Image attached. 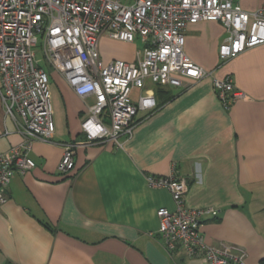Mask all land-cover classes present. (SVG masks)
Listing matches in <instances>:
<instances>
[{"label":"crops","instance_id":"0c3cea01","mask_svg":"<svg viewBox=\"0 0 264 264\" xmlns=\"http://www.w3.org/2000/svg\"><path fill=\"white\" fill-rule=\"evenodd\" d=\"M246 10L264 0H233ZM184 50L212 75L232 76L246 97L228 108L219 100L212 75L182 85L156 84L149 78L130 97L152 92L157 107L140 109L132 134L77 144L72 168L57 169L62 142L84 141L81 118L92 95L82 98L49 66L54 133L32 141L35 165L15 173L0 204V264H208L184 250L170 253L158 232L156 209L174 203L164 187L147 175L175 173L188 180L190 207L211 205L219 215L202 217L203 242H228L246 249L244 264L264 257V43L225 61L219 46L225 28L202 19L184 29ZM140 38L122 40L102 34L103 62L134 61ZM0 99V151L21 141Z\"/></svg>","mask_w":264,"mask_h":264},{"label":"built area","instance_id":"2783aa9c","mask_svg":"<svg viewBox=\"0 0 264 264\" xmlns=\"http://www.w3.org/2000/svg\"><path fill=\"white\" fill-rule=\"evenodd\" d=\"M202 19L218 20L225 28L221 61L264 43V7L246 10L233 0H0V99L5 116L22 135L21 141L0 151V204L8 199L12 176L35 165L32 141L53 137L49 74L43 63L82 98L93 96L81 118L84 141L62 142L57 169L64 172L74 165L77 144L120 143L132 134L138 110L155 107L147 90L133 102V87L143 88L147 78L182 85V77L212 75L184 50L185 27ZM102 34L127 41L140 38L136 59L103 62L98 50ZM212 85L226 108L246 97L230 74L212 75ZM146 179L151 186L166 188L174 203L172 209H156L158 232L170 253L184 250L208 264H244V247L202 241V217H216L220 210L188 206V180L175 173V166L168 174H148Z\"/></svg>","mask_w":264,"mask_h":264},{"label":"trees","instance_id":"16d2710c","mask_svg":"<svg viewBox=\"0 0 264 264\" xmlns=\"http://www.w3.org/2000/svg\"><path fill=\"white\" fill-rule=\"evenodd\" d=\"M157 107V104L155 105V107L153 108V109H155ZM140 119L139 118H137V121H139ZM261 263L262 264H264V257L263 258H261Z\"/></svg>","mask_w":264,"mask_h":264},{"label":"rangeland","instance_id":"374dc122","mask_svg":"<svg viewBox=\"0 0 264 264\" xmlns=\"http://www.w3.org/2000/svg\"><path fill=\"white\" fill-rule=\"evenodd\" d=\"M44 66H46L44 63H43Z\"/></svg>","mask_w":264,"mask_h":264}]
</instances>
